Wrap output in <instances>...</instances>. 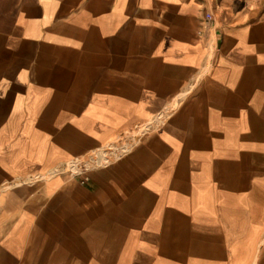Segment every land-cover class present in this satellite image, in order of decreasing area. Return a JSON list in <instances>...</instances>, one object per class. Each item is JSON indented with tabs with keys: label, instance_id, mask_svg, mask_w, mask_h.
Segmentation results:
<instances>
[{
	"label": "crops",
	"instance_id": "crops-1",
	"mask_svg": "<svg viewBox=\"0 0 264 264\" xmlns=\"http://www.w3.org/2000/svg\"><path fill=\"white\" fill-rule=\"evenodd\" d=\"M0 264H264V0H0Z\"/></svg>",
	"mask_w": 264,
	"mask_h": 264
}]
</instances>
